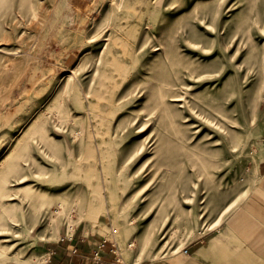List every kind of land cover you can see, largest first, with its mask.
Segmentation results:
<instances>
[{
  "label": "rangeland",
  "instance_id": "374dc122",
  "mask_svg": "<svg viewBox=\"0 0 264 264\" xmlns=\"http://www.w3.org/2000/svg\"><path fill=\"white\" fill-rule=\"evenodd\" d=\"M77 235L264 264V0H0V264Z\"/></svg>",
  "mask_w": 264,
  "mask_h": 264
},
{
  "label": "crops",
  "instance_id": "0c3cea01",
  "mask_svg": "<svg viewBox=\"0 0 264 264\" xmlns=\"http://www.w3.org/2000/svg\"><path fill=\"white\" fill-rule=\"evenodd\" d=\"M248 209H251L253 213L259 212V209L256 207V203H250L248 205L247 210ZM243 211H241L236 216V219L234 221H236L237 219H239L240 221L244 219L245 216L243 214ZM103 238L93 240L92 236L87 237L84 235H77L62 239L61 243L53 245L52 248L48 250V256L44 264H78L83 258V256L90 253ZM109 244L110 243L107 242V247L103 254L106 259L113 260L114 255L111 252V246ZM220 247L221 245H219L216 241L212 240L204 247L203 251L215 253L220 250ZM253 248L255 250L259 249L260 247L259 245L253 243L252 247L248 248L247 252L249 251L254 254L255 252ZM255 255H257V253H255ZM251 264H253V262Z\"/></svg>",
  "mask_w": 264,
  "mask_h": 264
},
{
  "label": "built area",
  "instance_id": "2783aa9c",
  "mask_svg": "<svg viewBox=\"0 0 264 264\" xmlns=\"http://www.w3.org/2000/svg\"><path fill=\"white\" fill-rule=\"evenodd\" d=\"M106 247L107 241L103 238L90 253L83 256L78 264H128L119 258V253L114 246H111V252L114 255V259H106L103 254ZM186 251L187 250L185 249V252Z\"/></svg>",
  "mask_w": 264,
  "mask_h": 264
},
{
  "label": "bare ground",
  "instance_id": "6f19581e",
  "mask_svg": "<svg viewBox=\"0 0 264 264\" xmlns=\"http://www.w3.org/2000/svg\"><path fill=\"white\" fill-rule=\"evenodd\" d=\"M5 249V246L3 244L0 243V257H3V255L5 254V251L2 250ZM2 250V251H1ZM2 261V260H1Z\"/></svg>",
  "mask_w": 264,
  "mask_h": 264
}]
</instances>
